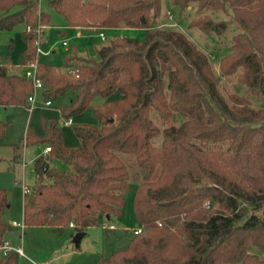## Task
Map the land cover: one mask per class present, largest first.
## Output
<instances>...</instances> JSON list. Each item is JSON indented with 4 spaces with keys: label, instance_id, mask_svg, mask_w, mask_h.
<instances>
[{
    "label": "trees",
    "instance_id": "obj_1",
    "mask_svg": "<svg viewBox=\"0 0 264 264\" xmlns=\"http://www.w3.org/2000/svg\"><path fill=\"white\" fill-rule=\"evenodd\" d=\"M170 1L180 10L195 3L199 13L231 11L240 30L231 52L222 55L221 73L241 68L239 83L264 96V0ZM48 4L77 29L126 26L146 33L142 40L103 43L97 61L74 53L62 68L37 58L36 34L27 29L50 20L39 0H0V30L26 26L21 62L37 58L46 100L71 91L73 98L61 107L63 119L87 107L99 119L98 125L74 127L80 142L73 146L65 145L58 121L45 122L43 137L29 130L28 142L46 143L47 157L60 158L66 167L45 175L44 156L35 160L37 183L25 195V224L60 233L71 222L76 231L113 223L130 187L131 167L124 156L131 155L141 171L133 210L143 231L96 264H264L254 252H264V107H251L244 96L227 100L208 53L184 32L159 27L162 0ZM193 26L217 35L228 30L227 21L208 17L192 20ZM32 91L30 78L0 63L1 105L27 106ZM115 91L119 95L110 98ZM175 114L185 119L162 130L153 118L168 122ZM4 132L0 122V137ZM8 207V192L0 188V243L13 228L4 217ZM0 264H20V257L10 251Z\"/></svg>",
    "mask_w": 264,
    "mask_h": 264
},
{
    "label": "rangeland",
    "instance_id": "obj_2",
    "mask_svg": "<svg viewBox=\"0 0 264 264\" xmlns=\"http://www.w3.org/2000/svg\"><path fill=\"white\" fill-rule=\"evenodd\" d=\"M40 10L50 15L48 24L44 25L40 37L42 52L36 53L39 60L48 62L55 66L65 67V60L72 54H77L86 59L99 60L98 48L106 42L119 37H131L142 40L146 30L144 28L121 26L117 28H101L107 35V40H101L99 30L94 28H77L68 25L65 17L55 8L49 6L48 0H39ZM197 4H191L186 9L174 8L170 0H162V12L158 18L160 28H172L184 32L201 49L205 50L211 58L212 70L219 78V89L232 102V96L246 97L251 107L260 109L264 107V96L255 94L247 86L239 83L238 69L232 75L221 73L220 64L222 55L231 52L233 35L240 30L232 20L231 11L222 9H207L198 12ZM212 18L215 21L225 20L228 22V30L223 35L214 32L205 33L198 26L189 27V23L198 18ZM26 29L24 24H18L11 30H0V63L6 64L10 71H18L26 74L32 69L30 64L23 65L21 62V51L25 47L22 33ZM61 31V32H60ZM67 40L71 46L65 49L63 41ZM37 50V49H36ZM35 58L32 62H37ZM67 67L66 70L70 71ZM119 95L115 91L110 98ZM73 92L69 91L51 98V104L46 105V98L42 90H37L36 101L28 102V105H1L0 122L5 124V132L0 137V188L6 189L9 198V207L4 217L9 224L17 221L24 224L23 229L12 228L4 235V241L11 246H22L26 256L20 257V264H33L32 261H47L49 264H96L103 256H108L117 250L126 248L134 237V229L141 228L133 210V198L135 186L141 180V171L135 159L131 155L124 156L130 165L129 180L130 187L124 192V205L121 215L112 219L116 225L115 229H109L108 223L97 224L86 229V234L81 239L80 245L73 242L74 229L65 228L60 233H55L47 226L26 225L24 221V199L23 186L30 189L37 183L35 160L41 156L49 160L52 168L64 169V162L57 157L48 158L45 152L46 143L28 142L29 130L37 137H43L46 133L45 122L58 121L63 141L67 146L79 144L80 140L75 133L74 127L81 124L98 125L99 119L92 107L71 115L73 125L61 123L63 115L61 107L68 104L73 98ZM99 101V99L97 100ZM101 101V100H100ZM29 106V107H28ZM157 125L162 129L170 125H179L185 117L175 114L168 122L156 115L153 116ZM157 143L161 137L154 139ZM21 155L20 159H14L15 155ZM122 155L126 153L122 152ZM47 175V172L44 173ZM45 182L50 179L46 176ZM209 200L205 201V207L209 210ZM221 206L217 203L216 208ZM211 208V207H210ZM251 212V208H249ZM159 224H161L159 222ZM258 257L264 260V252L254 250Z\"/></svg>",
    "mask_w": 264,
    "mask_h": 264
},
{
    "label": "built area",
    "instance_id": "obj_3",
    "mask_svg": "<svg viewBox=\"0 0 264 264\" xmlns=\"http://www.w3.org/2000/svg\"><path fill=\"white\" fill-rule=\"evenodd\" d=\"M43 28H44V25H42L41 23H39L37 25V27L34 28V29L31 26H27L28 30H33L35 32V34H36L35 45H36V49H37L38 53L42 52V49L40 47V37H41V34L43 32ZM98 35L100 36L101 40H103V41L107 40V35H106L105 31L100 30ZM30 65L32 66V69L27 70L25 75L32 80V82H33V91L29 95L28 99H29L30 102H35L36 101V92L39 89L40 90L43 89L44 88V84H43V81L37 75V62H31ZM45 104L46 105H50L51 104V100H46ZM61 123L63 125L68 126V125H71L73 123V120H72V118L64 119V120L61 121ZM50 150H51L50 146H47L45 148V152L46 153H48ZM30 191H31V189L28 186H26V185L23 186V194H24V196L26 194H28ZM12 225H14L16 227H21L22 229L24 227L23 223H20V222H17V221H14ZM70 225L72 227H74V223L73 222H71ZM108 228L109 229H115L116 225L114 223L108 224ZM142 231H143L142 227L141 228H136V229H134V234L141 233ZM10 251H16L18 253L19 257L26 256L22 246L13 247L6 241H3L2 243H0V258L5 256ZM32 263L33 264H49L47 261H41V262L32 261Z\"/></svg>",
    "mask_w": 264,
    "mask_h": 264
},
{
    "label": "crops",
    "instance_id": "obj_4",
    "mask_svg": "<svg viewBox=\"0 0 264 264\" xmlns=\"http://www.w3.org/2000/svg\"><path fill=\"white\" fill-rule=\"evenodd\" d=\"M89 28H93V27H89ZM94 29H95V28H94ZM78 30H82V29H78ZM60 32H61V31H60ZM66 42H67V40H64V41H63V44H64V46H65V49L68 50V49L70 48V45L68 44V42H67V43H66ZM41 90H42V93H43V89H41ZM69 102H70V101H69ZM46 154H47V153H46ZM20 157H21V155L16 154L15 157H14V159L19 160ZM46 163L49 165V169H48V171H49L52 167H51V163H50L49 160H47V159H44V161L42 162V170H43V166H44ZM48 171H47V172H48ZM43 172H44V171H43ZM44 173H46V172H44ZM14 221H15V220H14ZM14 221H13V222H14ZM12 224H13V223H12ZM13 228H19V227H16V226L13 225ZM71 228H73V227H71ZM73 229H74V228H73ZM74 231L76 232V230H74Z\"/></svg>",
    "mask_w": 264,
    "mask_h": 264
},
{
    "label": "water",
    "instance_id": "obj_5",
    "mask_svg": "<svg viewBox=\"0 0 264 264\" xmlns=\"http://www.w3.org/2000/svg\"><path fill=\"white\" fill-rule=\"evenodd\" d=\"M49 169V165L46 163L44 166H43V171L44 172H47ZM86 234L85 231H76L74 234H73V242L76 244V246H79L80 245V242H81V239L83 238V236Z\"/></svg>",
    "mask_w": 264,
    "mask_h": 264
}]
</instances>
